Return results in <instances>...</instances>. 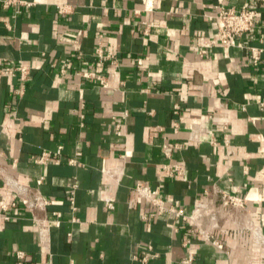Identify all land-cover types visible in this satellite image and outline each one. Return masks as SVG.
Instances as JSON below:
<instances>
[{
	"label": "crops",
	"instance_id": "crops-1",
	"mask_svg": "<svg viewBox=\"0 0 264 264\" xmlns=\"http://www.w3.org/2000/svg\"><path fill=\"white\" fill-rule=\"evenodd\" d=\"M1 1L0 69L21 61L30 75L0 77V204L17 203L0 217V264H18L17 252L21 264H264V52L253 66L247 49L219 44L208 18L216 6L255 8L241 40L264 51V1ZM164 138L179 143L168 164L182 161V177L163 169ZM58 146L60 162L34 163ZM112 168L119 182L103 173ZM12 182L49 206L25 209ZM140 182L159 190L164 213L135 201ZM221 192L243 208H223ZM197 201L215 215L216 229L206 213L200 224L221 249L189 219Z\"/></svg>",
	"mask_w": 264,
	"mask_h": 264
},
{
	"label": "built area",
	"instance_id": "built-area-1",
	"mask_svg": "<svg viewBox=\"0 0 264 264\" xmlns=\"http://www.w3.org/2000/svg\"><path fill=\"white\" fill-rule=\"evenodd\" d=\"M254 3H258L264 0H252ZM30 4L26 3L24 0H2L1 6L3 9L9 8H17L21 6H29ZM216 15L209 16L210 20H218L220 22L219 27L217 28V37L219 44L226 48H238V49H247L249 52V57L251 60V64L253 66H258L261 58V54L264 52L263 49L246 45L242 40V36L250 32L253 28L256 20L257 10L253 7L243 6L240 9L235 8H224L221 6H216ZM58 13L65 14L67 13L66 8L62 6H58ZM17 12V11H16ZM138 12H136L137 14ZM96 55L99 59L106 58L103 54L101 48H97L95 50ZM199 57H204L206 55V51L202 48H199L197 51ZM61 72H64L62 70ZM30 75V67L21 61H17L14 65L10 67H5L0 69V77H18L22 83H25ZM95 80L98 82L101 88H106L107 83L104 77L99 75H93ZM24 91V86L21 85L17 94L21 96ZM260 110L264 111V102L259 104ZM173 114L178 115L179 107L177 105L173 106ZM126 115H124L125 117ZM123 117V118H124ZM115 132L117 135H120L121 124L116 122L115 125ZM179 125L177 122L172 123V133L176 135L178 133ZM160 131V130H159ZM198 136L196 132H192L190 134V140H197ZM163 150V157L167 163L163 165V169L165 171H169V177L173 178L175 176L182 177L185 174V164L182 161H176L172 166H169L168 162H170L173 158V154L179 150V143L176 142H169L168 139H163L162 144ZM62 155V147L58 146L55 152H43L38 157L33 158L35 164L45 165L50 162H60V157ZM80 153L76 154V157L79 156ZM68 165H76L77 161L75 158H70L67 160ZM103 173L114 180L115 182H119L120 178L123 175L122 168H112L106 169ZM11 186V189L16 195L19 197V203L29 211H45L46 208L49 206V202L45 200L41 195L34 194L31 198L24 196L26 188L18 185L16 182H12L8 184ZM76 189V185L72 186V192L69 198V204L71 205V210L75 211L76 207L74 204V191ZM134 194H135V201L140 203L142 201L149 202L156 206L158 214H162L165 212L164 209V201L160 196V192L157 189L150 187L148 184L144 182L137 183L134 187ZM220 205L223 208H243L244 201L236 196L227 194V193H220ZM108 207H111V204H107ZM17 206L16 202H11L8 204H0V217L4 221H9L10 216L7 215V212L11 211ZM209 215V205L207 203L202 202H195L194 209L192 214L190 215L189 219L194 222L198 233L206 238L207 240L210 239L211 242L219 249L222 248V245L211 235V232L204 230L200 224L201 219L203 218L204 214ZM55 215V213H53ZM177 216H182L181 213H178ZM211 221V230L216 229L218 224L215 218V215L210 213L209 215ZM147 217H143V220H147ZM74 222L77 219H73ZM55 225H59V222L56 221ZM252 235L254 238H259V230L257 227L252 228ZM16 258L18 260V264H21V260L23 259V253L17 252ZM191 257L189 256L185 262H189Z\"/></svg>",
	"mask_w": 264,
	"mask_h": 264
}]
</instances>
